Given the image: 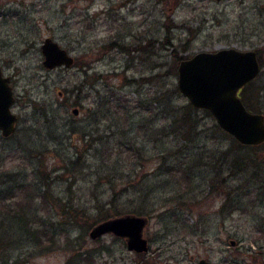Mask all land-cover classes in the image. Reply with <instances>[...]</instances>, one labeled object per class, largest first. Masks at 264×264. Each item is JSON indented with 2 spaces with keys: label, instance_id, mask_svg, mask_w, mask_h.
Instances as JSON below:
<instances>
[{
  "label": "rangeland",
  "instance_id": "1",
  "mask_svg": "<svg viewBox=\"0 0 264 264\" xmlns=\"http://www.w3.org/2000/svg\"><path fill=\"white\" fill-rule=\"evenodd\" d=\"M46 37L79 64L46 68ZM232 46L263 62L264 0H0L18 117L0 131V264H264V142L178 87L182 59ZM241 90L264 114L263 63ZM125 213L149 218L146 254L90 237Z\"/></svg>",
  "mask_w": 264,
  "mask_h": 264
},
{
  "label": "water",
  "instance_id": "2",
  "mask_svg": "<svg viewBox=\"0 0 264 264\" xmlns=\"http://www.w3.org/2000/svg\"><path fill=\"white\" fill-rule=\"evenodd\" d=\"M41 50L43 64L48 69L70 68L75 63V57L51 37L45 38ZM262 63L264 60L262 62L253 49L232 46L215 51L202 50L180 61L178 87L192 105L209 110L219 126L239 142L258 145L264 142V114L250 111L238 96V90L259 75ZM15 101L10 77L4 74L0 64V131L5 137L16 130L18 117L12 110ZM78 111V108L73 109L75 114ZM148 223L146 215L125 213L99 221L89 234L92 239H99L112 233L123 238L130 251L145 252L150 247L145 236ZM230 243L235 245L236 241L232 239ZM195 264L212 262L200 258Z\"/></svg>",
  "mask_w": 264,
  "mask_h": 264
},
{
  "label": "flooded vegetation",
  "instance_id": "3",
  "mask_svg": "<svg viewBox=\"0 0 264 264\" xmlns=\"http://www.w3.org/2000/svg\"><path fill=\"white\" fill-rule=\"evenodd\" d=\"M2 66V65H1ZM3 68V67H2ZM10 77V76H9ZM10 84H11V77H10ZM244 87V86H243ZM241 88L238 90V96L242 99V101L244 100L243 99V96H242V93H241ZM243 103H244V101H243ZM245 104V103H244ZM246 106V105H245ZM247 107V106H246ZM248 108V107H247ZM249 109V108H248ZM250 110V109H249ZM250 111H252V110H250ZM254 112V111H253ZM127 246V245H126ZM149 249H150V247H149ZM129 250V249H128ZM149 251V250H148ZM148 251H145V252H137V253H144V254H146ZM134 252H136V251H134ZM145 256V255H144ZM160 263H162V264H165V263H163V262H160ZM157 264H159V263H157Z\"/></svg>",
  "mask_w": 264,
  "mask_h": 264
},
{
  "label": "trees",
  "instance_id": "4",
  "mask_svg": "<svg viewBox=\"0 0 264 264\" xmlns=\"http://www.w3.org/2000/svg\"><path fill=\"white\" fill-rule=\"evenodd\" d=\"M77 64H79V62H78V61L76 62V59H75V63H74V65H77ZM115 216H116V215H115ZM109 217H112V216H111V215L106 216V217L100 219L99 221L105 220V219H107V218H109ZM99 221L95 222L94 224L98 223Z\"/></svg>",
  "mask_w": 264,
  "mask_h": 264
}]
</instances>
